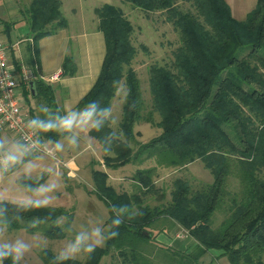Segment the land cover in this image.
<instances>
[{"label":"trees","instance_id":"16d2710c","mask_svg":"<svg viewBox=\"0 0 264 264\" xmlns=\"http://www.w3.org/2000/svg\"><path fill=\"white\" fill-rule=\"evenodd\" d=\"M123 1L146 14L160 13L177 31L179 45L172 62L149 67L150 106L145 112L140 82L131 68L136 55L131 40L133 27L119 8L104 5L95 13L104 36L105 57L99 77L76 110L92 102L110 108L118 86L124 82L127 94L119 135L112 132L108 119L100 130H89L88 135L100 145L107 170L146 160H154L155 166L135 172L132 180L139 194L131 195L116 192L105 172L92 171L95 193L108 210L105 232L115 230L119 234L87 254L83 262L72 259L64 264H101L112 251L121 264H156L152 258L159 252L169 264H201L211 251L219 252L216 258L225 257L228 264H264V0H257L244 21L232 17L225 0ZM178 2L188 3L190 9L182 10ZM26 15L33 41V47L27 48L26 63L38 72L33 59L38 41L67 23L59 0H31ZM241 49L247 50L239 56ZM69 61H64L63 68ZM33 82L34 99L40 103L39 119L60 116L50 84ZM155 114L161 132L146 143H135L134 127L152 124ZM39 133L51 144L69 135ZM110 134L114 138L109 141ZM106 143L110 149L107 154L103 151ZM31 158L28 155L25 161ZM195 161L211 174L210 184L193 191L177 178L168 204L144 205L142 196L156 194L153 176L158 168H182ZM230 178L237 180L238 191H228ZM23 183L36 187L42 180L24 179ZM162 198L160 194L158 199ZM225 205L227 216L213 227L212 217ZM8 208L11 217L14 210L11 205ZM114 208L127 209L118 229L110 227ZM63 217L66 222L60 226ZM71 220L72 215L62 209L40 207L19 213L15 231L63 240ZM161 221L169 226L155 229L156 235L177 227L186 232L192 247L182 252L156 246L152 232ZM55 257L47 249L39 254L42 264H55Z\"/></svg>","mask_w":264,"mask_h":264},{"label":"rangeland","instance_id":"374dc122","mask_svg":"<svg viewBox=\"0 0 264 264\" xmlns=\"http://www.w3.org/2000/svg\"><path fill=\"white\" fill-rule=\"evenodd\" d=\"M225 2L230 8L232 17L237 21H244L247 14L255 8L257 0H225ZM177 5L184 11L190 9V5L188 3L178 2ZM15 9L14 5H6V3L2 2L0 4V17L4 18L8 16L9 19H13L15 16H13L12 13ZM133 25L135 33H132L131 40L132 44L135 46L136 55L132 61L131 68L134 70L137 78L139 79L146 112L150 106L148 87L149 67L152 65L169 66L172 62V54L179 45V38L177 31L172 27V25L165 23L164 17H160L158 14L153 16V22H149V26L139 22H136ZM11 36L15 38V33L13 32ZM143 47L146 48V51L142 49ZM246 50L247 49H241L237 51V54L242 56L245 54ZM117 91L119 99L115 101L113 111L110 115V128L115 135H119L120 133V104L123 100L122 98L124 94L126 93L124 82H121ZM18 98L27 106L29 110H31V114L34 112L36 118L39 119L38 110L40 103L31 97L28 88L26 90L22 89V93L18 96ZM159 121L158 115L155 114L152 124H137L134 127L135 143H146L151 138L157 136L161 132L158 127ZM120 139L122 140V137H120ZM4 140L7 141V139ZM58 142L64 145V151L58 152V156L65 161L73 159L75 163L74 175L72 177L67 176V171L64 168H57L56 164L50 158L36 156L29 160L38 163L41 166V169L52 166L54 163V172L59 177V186L51 194V203L44 207L62 209L66 214L72 215V220L68 230L65 232L66 237L63 240L53 241L44 238L39 233L29 235L24 231H16V235L25 241L33 242L36 245L33 251L26 257L24 264H42L39 254L44 249L50 250L56 256L59 250L66 243L74 239L75 234L82 229L90 230L91 227H100L102 230L106 231L104 223L108 218V210L98 199L95 193V186L92 181L93 170L105 172L108 175V184L112 186L116 192L131 195L139 194V190L132 180V176L135 172L139 169H148L155 166L154 160H146L140 163L138 162L136 164L127 165L117 170H107L101 161L102 154L100 145L91 137L81 139L79 147L76 149L69 147L67 139H63ZM52 145L54 146L55 143H52ZM130 147L134 148V143H131ZM18 169L19 166L17 170ZM14 178L13 174H6L3 177L0 182V196L12 197L16 195V192L14 191H4L6 188L13 187V185L9 184V179ZM177 178L186 181L193 191L200 190L212 182L211 174L203 168V164L200 161H195L194 163L182 168H158L153 176L156 194L145 197L142 196L144 205H148L152 208L162 204H168L171 200L173 181ZM27 179L42 180L41 184H47L50 182L51 177L46 172H43L42 175L33 173L32 176ZM15 187L18 188L19 185H16ZM238 189L239 185L237 180L230 178L228 181V191L236 192ZM160 194L163 196L162 199H158ZM227 204L228 200H226V205ZM226 205L220 208V210H218L212 217L213 227L219 226L221 221L227 216V212L225 211ZM65 222L66 217H63L59 221L60 226H64ZM164 225H166V227L169 226L166 222L161 221L156 225V228L153 229L152 235L154 237L152 242L156 246H162L175 251H181L184 246L186 247V250H189L192 247V240L185 231L177 227L171 228L166 233H160L157 236L156 230L162 229ZM69 228L71 230H69ZM176 234L183 235L184 238L182 240L176 239L174 241ZM167 236L175 242L176 246L170 247L157 242L168 239ZM155 250L159 249L156 248ZM216 253L217 251L209 252L200 260L201 264H228L225 257L220 259L216 258V256H214ZM86 255L87 254L81 253L74 259L83 262ZM152 262L156 264H169L168 259L160 254V252L153 256ZM101 264L121 263L116 251H112L109 256L102 259Z\"/></svg>","mask_w":264,"mask_h":264},{"label":"crops","instance_id":"0c3cea01","mask_svg":"<svg viewBox=\"0 0 264 264\" xmlns=\"http://www.w3.org/2000/svg\"><path fill=\"white\" fill-rule=\"evenodd\" d=\"M59 1L60 12L66 20L67 25L65 28L57 30L53 35L40 39L37 43V55L36 57L34 56L33 59L34 67L39 70L36 77L37 75L47 77L59 70L62 72L60 80L50 86L53 89L55 103L59 108L61 115H63L69 110H76L77 104L91 90L101 72L105 57V41L103 34L98 29L99 20L95 10L104 5H111L119 8L131 23L133 34L135 33L133 24L139 22L149 26V22H153V16L155 14H158L159 16L160 13L146 14L141 10L135 9L128 3L125 4L123 0ZM2 2L6 3V5H14L16 8L12 13L13 16H15L13 19H9L8 16L4 18L0 17V32L2 40L6 43L17 45L13 54L14 61H19V63H22L28 69H32L26 63L27 48L33 47V41L30 36L27 22L28 18L26 15V10L28 9L31 0H0V4ZM160 17L163 16L160 15ZM13 32L15 33V38L11 36ZM66 59H69L70 61L68 65L63 68V63ZM117 93L118 91L110 103L111 113L115 101L119 99ZM126 94L127 89L120 104V117H122V107ZM29 111L31 113V110ZM32 114L36 118L34 112H32ZM108 120L110 122V117ZM75 131L78 133L79 142L81 139L89 137V131H82L79 129ZM69 135H71V133H69ZM0 137L7 139L6 142L16 141L7 134H2ZM61 160L63 159L61 158ZM74 170L75 163L72 175L66 170L67 176L72 177L74 175ZM8 174L12 175L13 172H9ZM2 179L3 177L0 178V182ZM175 240L176 239L174 238V241ZM174 241L168 237L166 240L157 242L173 247L176 246ZM184 247L181 251L186 250V247ZM218 255L219 252L214 256Z\"/></svg>","mask_w":264,"mask_h":264},{"label":"clouds","instance_id":"9594fccd","mask_svg":"<svg viewBox=\"0 0 264 264\" xmlns=\"http://www.w3.org/2000/svg\"><path fill=\"white\" fill-rule=\"evenodd\" d=\"M111 115L110 108H102L98 103L92 102L82 110H69L63 115L51 119L29 120L27 127L33 131H59L67 135L68 145L72 149L79 147L77 129L82 131L100 130L105 120ZM113 134L107 138L113 139ZM41 147L37 142L22 143L20 141L6 142L0 138V178L9 172H13L14 179H9L11 188L4 189L5 192L14 191L16 195L12 197L0 196V264L9 261L10 264H24L26 257L33 251L36 245L33 242L25 241L15 234V221L19 218V213L30 209L47 206L52 201L51 194L59 186V177L54 172L56 153L64 151V145L55 143L52 148L44 146L46 155L53 160V165L41 169V166L31 160L25 161V157L30 155L33 149ZM107 154L110 149L107 145L103 147ZM39 159V158H38ZM17 166L19 169L17 170ZM17 170V171H13ZM46 172L51 180L47 184H38L36 187L23 183L24 179L30 178L33 173L41 174ZM19 185V187H15ZM11 205L14 215L9 216L8 206ZM114 218L111 221V229H118L121 225L122 216L127 209H113ZM69 230H71L69 228ZM118 232L110 230L105 232L100 227L82 229L75 234L74 239L66 243L55 257V264H64L65 261L74 259L81 253L91 254L96 248L101 247L107 240L114 239Z\"/></svg>","mask_w":264,"mask_h":264},{"label":"built area","instance_id":"2783aa9c","mask_svg":"<svg viewBox=\"0 0 264 264\" xmlns=\"http://www.w3.org/2000/svg\"><path fill=\"white\" fill-rule=\"evenodd\" d=\"M17 45L6 43L2 40L0 32V136L7 134L16 141L22 143L37 142L41 147L33 149L30 156L47 157L44 146L52 148L53 145L45 141L39 131H33L27 127L29 120H33L29 109L18 96L22 93V89L26 90L29 82L40 80L46 84H53L60 80L62 72L55 73L43 77H36L37 72L28 69L19 61H14V50ZM51 159V158H50ZM55 164L57 168H65L72 175L74 169V161L70 159L63 161L56 153ZM183 235L176 234L175 239L182 240Z\"/></svg>","mask_w":264,"mask_h":264},{"label":"water","instance_id":"95a60500","mask_svg":"<svg viewBox=\"0 0 264 264\" xmlns=\"http://www.w3.org/2000/svg\"><path fill=\"white\" fill-rule=\"evenodd\" d=\"M28 87L31 97L34 99L37 96L34 82L33 81L29 82Z\"/></svg>","mask_w":264,"mask_h":264}]
</instances>
